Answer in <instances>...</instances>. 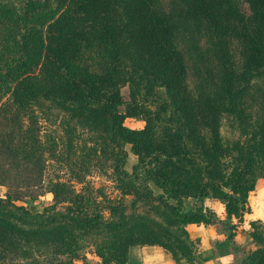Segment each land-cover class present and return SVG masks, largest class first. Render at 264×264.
I'll list each match as a JSON object with an SVG mask.
<instances>
[{
  "label": "trees",
  "instance_id": "trees-1",
  "mask_svg": "<svg viewBox=\"0 0 264 264\" xmlns=\"http://www.w3.org/2000/svg\"><path fill=\"white\" fill-rule=\"evenodd\" d=\"M103 167L150 211L102 198ZM263 177L264 0H0V264H202L187 226L240 219Z\"/></svg>",
  "mask_w": 264,
  "mask_h": 264
},
{
  "label": "crops",
  "instance_id": "crops-1",
  "mask_svg": "<svg viewBox=\"0 0 264 264\" xmlns=\"http://www.w3.org/2000/svg\"><path fill=\"white\" fill-rule=\"evenodd\" d=\"M249 211L240 219L226 220L225 209L220 205L216 212L219 221L210 225L192 224L186 230L195 244V255L202 264H244L246 257L260 248L253 240V224L264 230V177L249 195ZM233 227L234 240L228 239ZM128 264H176L173 256L159 246H135L129 251Z\"/></svg>",
  "mask_w": 264,
  "mask_h": 264
},
{
  "label": "rangeland",
  "instance_id": "rangeland-1",
  "mask_svg": "<svg viewBox=\"0 0 264 264\" xmlns=\"http://www.w3.org/2000/svg\"><path fill=\"white\" fill-rule=\"evenodd\" d=\"M123 95L126 101H129V90L126 88L123 90ZM127 126L131 127V128H143L144 124L134 121V120H128L127 121ZM227 133L229 135L232 136V130H227ZM234 137H236V134H234ZM137 164V158L133 155H131L130 157V161H129V166L128 169L131 171L132 167ZM88 181H90V183L92 184V186L94 187L95 190H98L100 195L102 196V198H108V199H114L116 201H121L124 203L125 207H127L128 211H138L140 214L142 213H148L150 210L149 208H151L149 205H146L145 203H140L137 206H133V198L128 196L126 198H124L122 196V194L117 191V189H115V185L111 180V172L103 167V170H101V172H96L94 174H92L91 176H89ZM75 187L77 190L81 189V185L75 184ZM6 188L4 187H0V196H3L6 193ZM43 202H45V205H51L52 201H53V196L52 195H47L44 198H42ZM19 206H23L26 207L27 209H29L30 211H32L33 213H38L41 211L42 206L44 205H33V204H27L24 202L18 203ZM211 207L217 211L220 207L219 203H211L210 204ZM209 206V205H208ZM64 209V207H59V210L62 211ZM164 213V209L160 208V211L158 213L156 212H151L149 214H152V216L160 221L163 224H167L168 223V219L165 216H161V214ZM168 214H170V211H167ZM88 258L93 261V264H96L97 262V258L92 255V254H87ZM96 261V262H95Z\"/></svg>",
  "mask_w": 264,
  "mask_h": 264
}]
</instances>
